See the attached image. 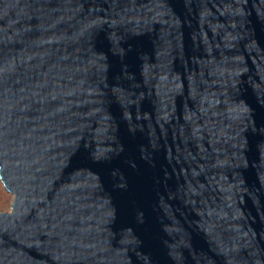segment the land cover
I'll use <instances>...</instances> for the list:
<instances>
[{
  "label": "water",
  "instance_id": "95a60500",
  "mask_svg": "<svg viewBox=\"0 0 264 264\" xmlns=\"http://www.w3.org/2000/svg\"><path fill=\"white\" fill-rule=\"evenodd\" d=\"M0 264H264V0H0Z\"/></svg>",
  "mask_w": 264,
  "mask_h": 264
},
{
  "label": "rangeland",
  "instance_id": "374dc122",
  "mask_svg": "<svg viewBox=\"0 0 264 264\" xmlns=\"http://www.w3.org/2000/svg\"><path fill=\"white\" fill-rule=\"evenodd\" d=\"M12 202H13L12 194L5 191L0 181V213L9 212L11 210Z\"/></svg>",
  "mask_w": 264,
  "mask_h": 264
}]
</instances>
